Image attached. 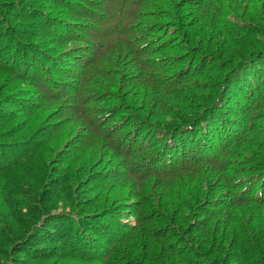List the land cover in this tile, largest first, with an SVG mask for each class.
Listing matches in <instances>:
<instances>
[{"label": "trees", "instance_id": "trees-1", "mask_svg": "<svg viewBox=\"0 0 264 264\" xmlns=\"http://www.w3.org/2000/svg\"><path fill=\"white\" fill-rule=\"evenodd\" d=\"M0 264H264V0H0Z\"/></svg>", "mask_w": 264, "mask_h": 264}, {"label": "rangeland", "instance_id": "rangeland-1", "mask_svg": "<svg viewBox=\"0 0 264 264\" xmlns=\"http://www.w3.org/2000/svg\"><path fill=\"white\" fill-rule=\"evenodd\" d=\"M110 27H111V28H114V26H112V25H111ZM131 221H132V223H134V222H133V218L131 219Z\"/></svg>", "mask_w": 264, "mask_h": 264}]
</instances>
